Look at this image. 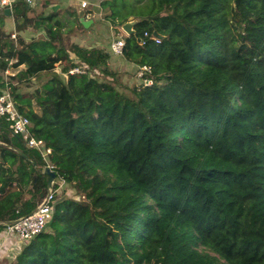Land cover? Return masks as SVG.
<instances>
[{"label":"trees","instance_id":"16d2710c","mask_svg":"<svg viewBox=\"0 0 264 264\" xmlns=\"http://www.w3.org/2000/svg\"><path fill=\"white\" fill-rule=\"evenodd\" d=\"M93 10L103 48L60 45L59 14L29 17L25 0L11 17L44 35L12 39L0 11V91L11 65L25 69L9 80L48 76L30 93L8 89L70 188L3 264H264V0H102ZM128 21L126 71L147 65L152 84L126 95L107 39L110 24ZM144 32L160 43L140 45ZM59 62L69 65L57 73ZM45 165L1 118L0 232L47 196Z\"/></svg>","mask_w":264,"mask_h":264},{"label":"built area","instance_id":"2783aa9c","mask_svg":"<svg viewBox=\"0 0 264 264\" xmlns=\"http://www.w3.org/2000/svg\"><path fill=\"white\" fill-rule=\"evenodd\" d=\"M15 1L16 0H0V9L3 10L5 8H9L11 10ZM87 6L88 3L86 1L80 2V7L82 9L87 8ZM10 37L14 39L15 35L12 34ZM125 37H127V35L123 32L122 35L114 38L109 45L111 54L122 60H124L123 50ZM149 40L154 41L156 44L160 43V39L158 37L150 35L147 32H144L143 37L139 38L138 42L140 45L144 46ZM10 64L11 61L9 62V65ZM150 72L151 68L147 65L134 66V75L139 82L143 83L144 86H150L152 84V80L146 78ZM5 73L7 74L8 70H6ZM68 73L85 74L87 73L86 66L73 67L68 71ZM5 87L6 88L0 91V119L5 118L11 134L14 136H20L25 147L37 150L46 164L45 168L53 171L54 167L48 161L51 149L45 147L43 141L35 138L32 134L30 130L31 123L28 118L19 113L6 81ZM65 185L64 179L56 175V178L52 183L51 190L31 214L5 225L3 230L0 232L1 264H3L5 260H8L6 258L13 259L24 245L46 229L54 212L55 196L60 193ZM7 244L9 245V248L6 249V252L8 253L11 248L10 253H8L4 259H1V253L5 250L1 249H3V245Z\"/></svg>","mask_w":264,"mask_h":264},{"label":"rangeland","instance_id":"374dc122","mask_svg":"<svg viewBox=\"0 0 264 264\" xmlns=\"http://www.w3.org/2000/svg\"><path fill=\"white\" fill-rule=\"evenodd\" d=\"M87 2H88L87 9L92 10L93 9V7H92L93 2H91L89 0ZM79 6L80 5H77V7L70 8L69 12H68L69 15H67V14L63 15V11H59L58 19L61 20L65 24V30L62 34V39L59 42L60 45H64V46L68 47V45L71 44L72 35H75V34L78 35L80 33L79 31H82L81 27L79 26V24H81V19H83V18L86 19L88 17H86L87 16L86 10L79 8ZM0 11H2V10H0ZM60 17H61V19H60ZM102 17H103V15L100 16L99 18L102 19ZM4 31H5V29H4ZM91 32H93V34H92L93 39H95L94 36L95 37H101L100 36L101 34L99 32L103 33L102 32V23L101 22L95 23L93 25ZM108 32L110 35L107 39L108 41L112 40L113 37L115 38V37L123 34L121 27H119L118 25H113V24L112 25L110 24ZM5 33H6V31H5ZM41 35H44V34H41ZM16 37H17V35H16ZM35 37H37V36H35ZM30 39H32V38H30ZM103 43L105 44V42H103ZM69 56H70V59H73V61L75 60V57L73 55H71V53L69 54ZM12 62H13V60L11 61V63ZM68 65H69V63L59 62L55 65V71L57 73H60L61 70L65 67H67ZM113 65H114L115 69H117L119 67L120 70L123 71V72H118V73H120L119 80H120L121 85L116 86V84H114V86L120 93L122 92V93L128 95L131 92L130 90L132 89V87L139 84V81L137 80L135 75H131V71L130 72L126 71V70H130V69L124 60H122L118 57V58H116V61L113 62ZM24 69H25L24 65L20 66V67L19 66L14 67L13 65H11L8 73L2 74V76H3L4 80L6 81V84L8 85V87H9V85H12V86L17 85L16 87L19 88L18 92L30 93L34 89L40 88L43 84H45L48 81V76L46 74H42V75H39L37 77H32V78L29 76H26V77L24 76V78H22V81H19V79L9 80V78L11 76H14L19 71H24ZM103 79L104 78H102L101 74H99V80H103ZM108 82L112 83V81H108ZM145 84H148V83H145ZM33 110L36 112H39L38 107H36V105L34 103H33ZM68 189H70L69 186L65 185L63 187V189L61 190V193L59 196H64V193H66V194L69 193ZM72 194H73V191L71 188L70 195H72ZM8 248H9V245H3V249H1V250L8 249ZM10 250H11V248L9 249L8 253H10ZM1 259H4V257H2ZM6 259H9V258H6Z\"/></svg>","mask_w":264,"mask_h":264},{"label":"crops","instance_id":"0c3cea01","mask_svg":"<svg viewBox=\"0 0 264 264\" xmlns=\"http://www.w3.org/2000/svg\"><path fill=\"white\" fill-rule=\"evenodd\" d=\"M26 6L28 9V16L29 17H35L37 15H44L47 16L49 14L58 13L59 11H63V15L68 14L69 9L73 7H77V5H80L81 1H88V0H25ZM93 2L92 7L93 9L98 8L99 3L102 0H89ZM88 3V2H87ZM88 7V6H87ZM79 8H81L79 6ZM82 9V8H81ZM86 10V17L83 18L84 21H92V24L96 23L98 20L97 18L100 16L99 14L94 13L87 8H84ZM91 11V12H90ZM61 19V17H60ZM91 26V25H90ZM98 26V25H97ZM4 29L6 31V35H12L16 34L17 36H21L26 41L30 40V38H34L35 36H39L41 34H44V31L42 29L35 31L32 27L18 24L14 21V19L10 17L4 16ZM93 32L87 31L86 33H81L80 35H72V41L71 43L78 44L84 48L92 49V48H103V46L106 44H103L101 42L100 38H97L94 36L95 39L92 38ZM15 35V37H16ZM113 56V55H112ZM117 57H112L109 59V65L112 66L113 62L116 61ZM15 61H13L14 63ZM23 66V65H20ZM19 66V67H20ZM114 66V65H113ZM10 67L7 69L9 71ZM8 245V244H7ZM2 257L7 256L6 249L1 253Z\"/></svg>","mask_w":264,"mask_h":264},{"label":"water","instance_id":"95a60500","mask_svg":"<svg viewBox=\"0 0 264 264\" xmlns=\"http://www.w3.org/2000/svg\"><path fill=\"white\" fill-rule=\"evenodd\" d=\"M2 11H3V16H5V17L11 16V11L9 8H5ZM81 23L85 29H88L90 27V25L92 24V21L91 20L90 21H84L83 19H81ZM121 30L127 36L133 35L134 34L133 22L132 21L126 22L125 24L122 25ZM42 173H44L46 176H48V181H47L46 186H47V193H49V191L51 190V187H52V183L54 182V180L56 178V173H54L53 171H50L48 168H45V167L42 169Z\"/></svg>","mask_w":264,"mask_h":264}]
</instances>
